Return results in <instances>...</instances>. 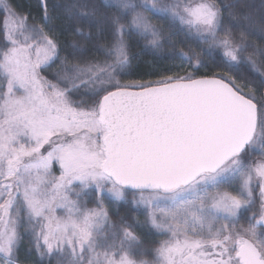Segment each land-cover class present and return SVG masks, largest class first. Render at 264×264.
Segmentation results:
<instances>
[{"label": "snow or ice", "instance_id": "obj_1", "mask_svg": "<svg viewBox=\"0 0 264 264\" xmlns=\"http://www.w3.org/2000/svg\"><path fill=\"white\" fill-rule=\"evenodd\" d=\"M0 264H264V0H0Z\"/></svg>", "mask_w": 264, "mask_h": 264}, {"label": "trees", "instance_id": "obj_2", "mask_svg": "<svg viewBox=\"0 0 264 264\" xmlns=\"http://www.w3.org/2000/svg\"><path fill=\"white\" fill-rule=\"evenodd\" d=\"M17 3L25 9L34 8L35 0H17ZM163 55V54H161ZM172 61L164 60H154L152 56H142L141 62L139 65L140 72H159L162 71L164 67H171ZM178 63V62H177ZM206 71V69H205ZM145 79L155 78L154 76H145Z\"/></svg>", "mask_w": 264, "mask_h": 264}]
</instances>
